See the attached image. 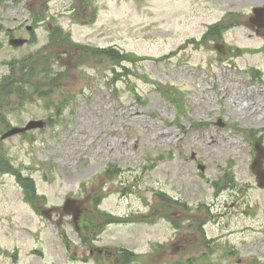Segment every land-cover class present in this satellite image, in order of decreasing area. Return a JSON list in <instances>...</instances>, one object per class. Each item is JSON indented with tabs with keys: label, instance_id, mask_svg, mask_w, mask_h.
I'll return each instance as SVG.
<instances>
[{
	"label": "rangeland",
	"instance_id": "374dc122",
	"mask_svg": "<svg viewBox=\"0 0 264 264\" xmlns=\"http://www.w3.org/2000/svg\"><path fill=\"white\" fill-rule=\"evenodd\" d=\"M73 1L0 2L5 29L30 24L31 10L63 12L23 47L0 31V80L29 82L1 99L0 137L48 122L0 140V251L19 250L0 264H264V188L251 169L264 145V28L249 21L264 0H89L96 14L76 21ZM219 23L223 35L208 36ZM57 25L56 37L46 27ZM109 47L108 58L92 52ZM67 199L83 210L77 224Z\"/></svg>",
	"mask_w": 264,
	"mask_h": 264
},
{
	"label": "bare ground",
	"instance_id": "6f19581e",
	"mask_svg": "<svg viewBox=\"0 0 264 264\" xmlns=\"http://www.w3.org/2000/svg\"><path fill=\"white\" fill-rule=\"evenodd\" d=\"M251 1V2H257L258 0H248V2ZM189 42L191 43V41L189 40ZM248 52H251V53H259L260 52V49H246L245 53H248ZM264 92V91H263ZM16 95V93H15ZM11 95H9V97H11ZM231 103L234 104L236 106V111L238 112H246L247 111V105L243 104L242 103V96H241V93L239 92V86H238V92L236 91L235 95L232 96L231 98ZM257 111H253V114L251 115V117H255L257 119H260V117H262L264 115L263 112H261L260 114H257L254 116V113H256ZM119 115H123L124 118H125V115L126 113L125 112H118ZM127 113L129 114V117L131 119H133L134 121H140V116H137L139 114H141L142 112L141 111H138V110H134V111H130ZM150 128V126H149ZM209 144L216 148V149H219L218 151L220 152H230L231 148H235V144L232 145L231 143H226V144H221L220 145V142L215 139V138H211V140L208 141ZM109 145H107L104 149H107V150H110L111 152L112 151H115V147L113 146V142L112 143H108ZM78 145H80V141H78Z\"/></svg>",
	"mask_w": 264,
	"mask_h": 264
},
{
	"label": "trees",
	"instance_id": "16d2710c",
	"mask_svg": "<svg viewBox=\"0 0 264 264\" xmlns=\"http://www.w3.org/2000/svg\"><path fill=\"white\" fill-rule=\"evenodd\" d=\"M111 52H108V53H100L101 55H103V56H106V57H109ZM42 62H45V60L43 59V60H41ZM33 65H37V66H40L41 64L40 63H33V64H31L30 66H33ZM33 69H35V67L33 68ZM45 71H50V69L49 68H47ZM22 79V78H21ZM21 79H19V78H15V81H10L9 82V80H4V81H2L1 83H3L4 85L2 86V89H1V91H0V93H1V95H2V97H1V99L3 98V97H8L9 95H11V94H13V90H11V88H10V86H16L17 87V85H18V87L15 89L17 92H19V94L21 95V94H24L23 93V89L25 88V86H26V83H29V82H22V80ZM20 84V85H19ZM35 90H36V88H35ZM165 198V197H164Z\"/></svg>",
	"mask_w": 264,
	"mask_h": 264
},
{
	"label": "water",
	"instance_id": "95a60500",
	"mask_svg": "<svg viewBox=\"0 0 264 264\" xmlns=\"http://www.w3.org/2000/svg\"><path fill=\"white\" fill-rule=\"evenodd\" d=\"M259 11H261V10H257L256 12H259ZM43 125L44 124L42 122H31L25 129H18V128L13 129L7 135H5L4 138H6L7 136H11V135L20 133V132H24L26 130L35 129V128H41V127H43ZM263 157H264V152L260 151L258 163L254 167V169L257 170L259 184L262 187H264V174H263L262 170L260 169V165H261V159ZM46 213L50 214V212H46Z\"/></svg>",
	"mask_w": 264,
	"mask_h": 264
},
{
	"label": "flooded vegetation",
	"instance_id": "af4514ba",
	"mask_svg": "<svg viewBox=\"0 0 264 264\" xmlns=\"http://www.w3.org/2000/svg\"><path fill=\"white\" fill-rule=\"evenodd\" d=\"M1 1H3V0H0V2ZM35 3H38V1L36 0L35 1ZM27 31H29V32H31L32 34H34V29L31 27V26H27L26 28H25ZM23 30V28H21V29H15V30H9V32H11V33H19V32H21Z\"/></svg>",
	"mask_w": 264,
	"mask_h": 264
}]
</instances>
